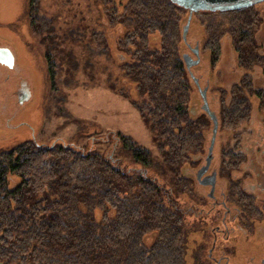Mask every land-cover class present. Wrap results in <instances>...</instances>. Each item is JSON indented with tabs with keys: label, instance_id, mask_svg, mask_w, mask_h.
Segmentation results:
<instances>
[{
	"label": "trees",
	"instance_id": "obj_1",
	"mask_svg": "<svg viewBox=\"0 0 264 264\" xmlns=\"http://www.w3.org/2000/svg\"><path fill=\"white\" fill-rule=\"evenodd\" d=\"M34 2H30V14L36 9ZM101 3L108 23L122 24L118 46L131 56V60L121 61L122 84L116 86L111 76L109 84L130 97L124 81L131 83V103L153 131L160 157L154 158L148 147L120 131L93 136L109 150L58 142L38 144L31 139L1 150L0 264H187L188 235L201 231V249L212 235L206 217L222 206H213L196 189L193 176L183 170L186 163L197 166L203 162L212 129L205 111L194 116L189 110L193 87L199 92L189 71L199 82L200 75L191 70L196 64L188 70L182 59L185 51L181 47H193L187 39L188 30L186 40L182 38L188 10L171 0ZM192 14L204 25L202 43L195 44L199 53H207L210 67L220 57L222 37L228 35L236 64L244 71L229 88L216 87L218 129L231 132L221 145L218 173L228 182L227 203L236 205L248 223L251 218L260 219L264 209L233 172L245 161L238 149V130L252 117L253 96L264 109V88L254 86L252 75L255 66L264 74V53L256 38L262 17L254 5ZM31 22L34 30L43 34L51 78L61 60L75 69L74 53L69 48L61 50L52 17L34 14ZM81 35L78 27L69 28L63 38L78 40ZM91 39L85 46V63L89 65L96 53L108 51L101 32L92 29ZM150 39L159 43L151 45ZM64 101L57 96V113L82 129L81 120L72 116ZM120 146L142 167L121 166L116 155ZM146 168H155L165 180L148 174ZM167 181L169 185H165ZM183 194L195 199L198 207L181 205ZM222 212L216 210L212 219L219 220ZM206 258L210 260L208 255ZM195 260L196 264H208L199 254Z\"/></svg>",
	"mask_w": 264,
	"mask_h": 264
},
{
	"label": "rangeland",
	"instance_id": "obj_2",
	"mask_svg": "<svg viewBox=\"0 0 264 264\" xmlns=\"http://www.w3.org/2000/svg\"><path fill=\"white\" fill-rule=\"evenodd\" d=\"M30 2L31 0H0V46L9 48L14 58L12 68L0 64V128L4 129L3 132H0V151L28 139L34 140L38 144L58 142L82 146L86 149L103 150L107 148L105 144L95 142L93 136H105L110 131H120L131 135L138 143L148 147L154 158H159L160 154L155 146L153 131L147 127L131 103L130 97L134 94L131 83L124 81L125 87L130 92V97L123 95V92L116 87L122 84L121 61L131 60L129 51L118 46V39L123 35L120 30L122 24L108 23V16L101 0H35L36 9H33L31 14L29 12ZM255 5L259 12H261L262 5L264 9V1ZM34 14L52 17L56 33L62 41L61 50L69 48L74 53L77 60L75 69L69 65L68 61L61 60L58 62L56 73L51 78L45 58V45L41 40L43 34L35 31L31 22ZM77 27L82 33L80 39L65 40L63 38L67 29ZM92 29L103 34L108 51L107 54L96 53L90 58L91 65H89L85 63V60L88 59L85 46L92 42ZM262 29L263 27L261 26L260 29L259 26L257 30L259 41L264 37ZM204 36V25L196 15L192 14L188 26V41L192 46L196 42L201 44ZM150 43L154 45L159 41L150 39ZM94 45L96 46L95 43ZM181 49L194 57V54L186 46ZM199 54V63L192 66L191 70L196 75H200L201 88L206 83L208 84L206 87V89L209 87L207 100L210 106L218 112L219 96L216 87L229 88L244 71L236 64L235 53L228 35L221 39V54L214 67H210L205 51H201ZM6 72L9 79L5 83L2 78ZM252 75L254 86L264 88V74L261 73L258 66L254 67ZM109 76L116 86L112 87L109 84ZM19 78H22L20 81L25 87H29L30 96L27 102H15L14 96L5 92V87L10 88L11 85H15ZM67 79L69 82H66ZM60 95L64 97L65 108L73 117L77 116L76 118L81 120L82 129L73 120H67L64 115L57 113L56 99ZM251 101L252 118L249 123L244 124L245 130H249V132L254 130L263 119V111L257 107V98L253 96ZM201 103V95L193 87L189 104L192 115L195 116L203 112ZM7 122L9 126L5 128ZM230 134L231 132L224 128H219L216 133L212 151L214 154L212 165L215 167L219 168L221 145L226 142ZM205 136L209 137L208 129ZM116 155L120 158V165L123 167H142L141 162L134 160L121 146L118 147ZM261 162L263 163V160ZM195 168L196 166L188 163L183 165L184 172L189 176L194 175ZM145 170L148 174L165 180L155 168H146ZM241 173L242 176L249 174L245 177V181L254 180L251 173L245 172L242 167L233 172V177H237L236 175ZM165 185H169L168 181ZM227 185L228 182L223 176L217 178L215 190L217 196L222 190H226L228 195L229 187ZM196 189L207 200H211L207 196L208 186L196 185ZM254 193L256 194V192ZM179 201L181 205L198 207L197 201L188 198L187 194L181 195ZM255 203L261 206V195L256 194ZM216 210L222 212L223 207L218 206L209 212L208 221L205 224L208 230L213 228L216 223L209 218ZM187 218L190 220L192 216ZM227 227V232L236 234L233 240L222 241V246L231 250L230 254L227 253L230 255L232 263L245 264L250 257L255 260L254 262L259 263L260 258L264 257V215L260 219L253 218L248 235L241 225H236L235 229H231V223H228ZM200 236L201 231L188 235L187 264H196L195 254L197 256L199 254L201 259L211 264L206 255H208V248L213 241L212 235L210 233L205 242V248L202 249L198 245L203 237L201 236L200 239ZM220 237L218 234V240Z\"/></svg>",
	"mask_w": 264,
	"mask_h": 264
},
{
	"label": "flooded vegetation",
	"instance_id": "obj_3",
	"mask_svg": "<svg viewBox=\"0 0 264 264\" xmlns=\"http://www.w3.org/2000/svg\"><path fill=\"white\" fill-rule=\"evenodd\" d=\"M260 4H262V3H260ZM262 9H263V5L261 6V9H260L261 10L260 14L262 17L260 29L262 26L263 27L262 30H264V9L263 10ZM256 38H257V41L260 45V49L263 50L264 49V37H262V40L259 41L258 32H257ZM263 53H264V51H263ZM0 64L7 66L6 64H4L2 62H0ZM10 68H12V67H10ZM8 79H9V76L6 72L4 77L2 78V81L6 83L8 81ZM21 79L22 78H19L18 82L15 85H11L10 88L5 87V92L7 94L9 93L10 95L14 96L15 102H27L29 100V98H26V99L23 98L24 97V91H28L29 96H30V90H29L28 86L23 87V83H21V81H20ZM197 80H198L197 88H198V90H200L201 89L200 82H199L198 78H197ZM205 86L207 87V83ZM207 103H208L209 108L214 112V114L217 118V122H218V115H217L218 112L213 107L210 106L208 100H207ZM257 107H258V104H257ZM261 109L264 112V109L263 108H261ZM9 120H10V118H9ZM210 120H211V118H210ZM249 121H248V123H249ZM211 122H212V120H211ZM8 126H9V124L7 122V125L5 126V128ZM245 128L246 127L243 124L238 130L240 132V138H239L240 140L238 142L240 145L238 146V149L241 152H243L244 156H245V161L241 165L242 169L245 172L246 171L250 172L252 177L254 178V180H252V181H247V180L245 181L244 180L245 177L249 176V174H245L244 176H242V173H241V174H238L236 176H237V178H240L241 186L247 192L253 194L255 196V198H256V194L261 195V202L262 203H261V206H259V207L264 209V159H263V156H264V146H263L264 145V120L262 119L261 122L257 125V127L254 130H251L250 132H249V130H245ZM1 131L3 132L4 129L0 128V132ZM217 131H218V123H217L216 133H217ZM215 137H216V134H215ZM214 142H215V139H214ZM213 146H214V143H213ZM212 151H213V148H212ZM213 156H214V154L212 152V157L210 159V162H209L207 169H205L201 173V175H199V177H197V175H196L197 170L205 162V156H204V161L202 163L198 164L196 166V168L194 169L193 180L196 183V185L208 186V190H209L210 185L200 183V179L208 178L209 175H211V173L213 171L215 172V186H214V189H213V192L211 195H209L208 191H207V196L209 199H211L210 202L212 203L213 206L221 205L223 207V212H222V216L219 220L212 219V215L209 217L212 220V222L215 221L216 223L214 222L215 223L214 227L211 228L213 241H212L210 247L208 248V256L210 257L211 264H233L232 260L229 257L230 255H228V253L230 254L231 250L229 248H225L222 246V241L227 242L231 239L233 240L234 235H236L233 232H231V233L229 231L227 232V230H228L227 224L231 223V229H235L236 225H241V227H243L245 229V233L247 232L246 235H248V233L250 232L251 223L253 222V218H251L248 223H247V221H243V218H241L242 214L240 213L239 208L234 204H232L230 206L227 203V201H226V195H227L226 190L220 191L219 196H217L215 190H216L217 178L220 177V175L218 173L219 172L218 167H215L214 165H212V161L214 158ZM261 160H263V163L261 162ZM254 192H256V194ZM218 234H220V236H221L219 238L220 240H218V238H217ZM226 244H225V246H227ZM250 256H253V255H250ZM254 261L255 260L252 257H250L249 260L247 261V263H245V264H264V257L260 258L259 263L254 262Z\"/></svg>",
	"mask_w": 264,
	"mask_h": 264
},
{
	"label": "water",
	"instance_id": "obj_4",
	"mask_svg": "<svg viewBox=\"0 0 264 264\" xmlns=\"http://www.w3.org/2000/svg\"><path fill=\"white\" fill-rule=\"evenodd\" d=\"M172 2L176 3L179 6H182L188 10L187 18L185 23L182 26V38L186 40V33L188 30V26L190 23V19L193 12L196 11H225L230 9H238L247 7L250 5H254L256 3L262 2L264 0H171ZM191 51L194 54V57L191 56L190 53L184 52L182 53V59L185 63L186 68L189 70L190 67L194 64H197L199 61V51L198 46L195 44L191 47ZM13 54L9 50V48L5 46H0V62L6 64L9 67L13 66ZM190 76L194 79L195 83L197 84L198 80L193 75L191 71H189ZM25 85H23L24 87ZM202 98L201 108L206 112V114L212 120V129H211V137L207 147V153L205 155V162L204 164L197 170V177L201 175V173L207 169L210 159L212 157V148L215 139V134L217 130V118L214 112L209 108L206 98V86L202 87L199 90ZM24 99L29 98V92L24 91ZM200 183L209 184V191L208 194L211 195L215 186V172L213 171L208 178L200 179Z\"/></svg>",
	"mask_w": 264,
	"mask_h": 264
},
{
	"label": "bare ground",
	"instance_id": "obj_5",
	"mask_svg": "<svg viewBox=\"0 0 264 264\" xmlns=\"http://www.w3.org/2000/svg\"><path fill=\"white\" fill-rule=\"evenodd\" d=\"M232 208V207H231ZM234 209V208H233Z\"/></svg>",
	"mask_w": 264,
	"mask_h": 264
}]
</instances>
